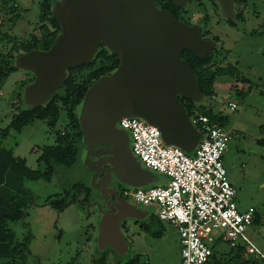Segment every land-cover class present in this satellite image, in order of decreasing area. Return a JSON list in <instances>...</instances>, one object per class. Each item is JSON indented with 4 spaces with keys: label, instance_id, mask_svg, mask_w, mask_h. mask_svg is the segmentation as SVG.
Listing matches in <instances>:
<instances>
[{
    "label": "water",
    "instance_id": "water-1",
    "mask_svg": "<svg viewBox=\"0 0 264 264\" xmlns=\"http://www.w3.org/2000/svg\"><path fill=\"white\" fill-rule=\"evenodd\" d=\"M52 14L61 32L51 47L33 49L14 60L17 70L34 74L24 87L26 105H45L67 79L69 69L92 62L103 44L120 62L95 80L77 105L86 147L106 145L102 148L109 153L106 170L129 187L154 183L157 172L133 153L128 131L119 127L122 118L141 117L158 127L166 145L194 154L204 136L179 96L199 102L204 94L181 54L189 48L205 57L217 42L205 39L197 26L177 19L171 11L158 8L156 0H55ZM82 159L95 171V179L99 170L86 151ZM148 215L146 208L122 201L118 213L103 215L99 221L100 247L126 252L130 245L122 221Z\"/></svg>",
    "mask_w": 264,
    "mask_h": 264
},
{
    "label": "rangeland",
    "instance_id": "rangeland-1",
    "mask_svg": "<svg viewBox=\"0 0 264 264\" xmlns=\"http://www.w3.org/2000/svg\"><path fill=\"white\" fill-rule=\"evenodd\" d=\"M40 2L0 0V59L9 53L12 46L10 36L14 41L15 36L29 40L31 34L37 32L35 28L39 20ZM19 14L20 18H17ZM219 35L223 34L220 32ZM233 35L221 36V39L226 47H230L234 59H225L226 53L220 43L213 53L227 72L218 76L215 96H204L196 105L213 108L228 120L223 126L230 135L229 146L223 157L224 165L236 190L238 210L243 212L253 207L260 216V221L254 218L246 234L264 254V96L258 91L264 89V83L249 90L248 84L244 85L236 79L238 69L234 66V60L238 51L244 54L240 75L252 79L258 74L248 64L253 61V53L257 49L250 45H237ZM260 48L264 50V44ZM262 64L257 72L263 71L264 75V59ZM231 65L235 67V76L229 73ZM30 76L27 71L16 70L0 79V145L12 150L16 157L25 160L31 168L45 170V164L38 161L39 157L44 148L56 143L59 132L69 129L70 119L66 110L60 111L54 125L49 124L48 120H36L21 131L11 129L6 137L1 135V131L9 126L18 113L16 102L19 84ZM231 102H236L237 108L232 109ZM22 107H25L24 103ZM83 170L79 159L71 167L57 165L51 181L45 178L25 181L30 191L27 213L21 221L12 222L11 227L19 240L29 233L33 234L26 264H98L103 256L104 264H180L178 228L161 221L155 215V206H144L130 197L133 203L146 208L149 215L144 219L127 221V226L131 228H125L123 233L130 248L120 253L111 246L100 247L95 216H91L77 200L66 205L63 210L55 209L47 201L55 195L59 198L63 195L73 197L74 187L83 185ZM84 184L89 186L87 181ZM162 233L164 235L161 237ZM214 249L221 253L217 255L219 258L226 260L231 247L228 243L217 242ZM251 256L258 264H264V257L260 253Z\"/></svg>",
    "mask_w": 264,
    "mask_h": 264
},
{
    "label": "trees",
    "instance_id": "trees-1",
    "mask_svg": "<svg viewBox=\"0 0 264 264\" xmlns=\"http://www.w3.org/2000/svg\"><path fill=\"white\" fill-rule=\"evenodd\" d=\"M54 2L55 0H41L39 20L35 28L37 32H33L29 40L18 39L15 36L16 40L14 41L9 35L12 46L6 57L0 59V79L17 70L14 65L16 56L33 49L47 50L54 43L57 35L61 32L60 23L52 14ZM15 6H17L16 3ZM164 6L168 8L169 4ZM17 18H20V14L17 15ZM181 56L188 61L197 76L204 96L207 98L215 96V83L218 76L227 73L225 66L219 64L216 55L211 53L205 57H200L187 48L182 51ZM119 62V56L110 52L102 44L92 62L69 69L67 79L56 94L43 106L26 105L23 98L24 87L34 80V74L28 72L31 76L20 82V91L16 102L18 113L12 118L9 126L1 131L2 137H6L11 129L21 131L36 120H48L49 124L54 125L58 121L62 109L66 110L70 123L69 129L59 132L56 143L44 148L41 153L38 161L45 164V170L31 168L25 160L16 157L12 150L0 145V264H26L27 255L31 251L30 244L33 234L29 233L19 240L11 227L12 222L21 221L27 213L30 191L25 186V181L40 178L51 181L57 165L71 167L80 159L83 133L76 112L77 105L89 86L101 75L115 70ZM234 66H229V73L235 76ZM179 99L186 106L190 117L199 113L208 116L211 122L218 125L225 126L227 124V118L223 117L220 112H215L213 108L203 105L197 106L193 100L181 96ZM22 103L25 104V107H22ZM197 127L200 128V126ZM58 198L59 196L55 195L47 201L55 209L63 210L68 202L63 198ZM255 214V220L260 221V216L256 210ZM218 254L221 253L215 252L214 249L206 264H258V261L247 253L244 245L231 247L226 260L219 258ZM104 263L105 256L101 258V263L98 264Z\"/></svg>",
    "mask_w": 264,
    "mask_h": 264
},
{
    "label": "built area",
    "instance_id": "built-area-1",
    "mask_svg": "<svg viewBox=\"0 0 264 264\" xmlns=\"http://www.w3.org/2000/svg\"><path fill=\"white\" fill-rule=\"evenodd\" d=\"M231 108H237L231 102ZM203 139L193 155L166 145L158 127L141 117H124L131 148L146 167L167 177L166 182L129 187L126 195L144 206H155L158 218L178 228L180 264H206L217 242L244 245L248 254H264L247 236L255 208L239 211L236 190L224 165L228 131L206 115L191 117Z\"/></svg>",
    "mask_w": 264,
    "mask_h": 264
},
{
    "label": "flooded vegetation",
    "instance_id": "flooded-vegetation-1",
    "mask_svg": "<svg viewBox=\"0 0 264 264\" xmlns=\"http://www.w3.org/2000/svg\"><path fill=\"white\" fill-rule=\"evenodd\" d=\"M156 3L158 8L171 11L177 19L184 23L197 26L205 39L217 42V46L219 43L222 44V49L226 53L224 55L225 59L232 60L234 58L231 56L230 47L225 46L221 36L233 33L237 45L253 46L257 51L253 53V61L248 64L258 74L252 79L240 75L244 54L238 51L234 60L235 67L238 69L236 72L238 78L236 79L244 85L248 84L250 86L249 90H254L259 84L264 83L263 71L262 73L257 72L259 68L261 69L260 66H263L264 59V50H260V47L264 44V0H186L185 2L183 0H176V2L171 0V3H169V0H156ZM166 4H169L168 8H165L164 5ZM220 32L223 35H219ZM217 46L209 54H213ZM258 91L264 96V89ZM104 147L106 145L87 148L83 143L80 152V161L84 166V173L81 174V184L83 185L74 187L75 195L73 197L61 195L68 204L77 200L89 214L91 213V216L94 215V224L97 229H99V221L103 215L118 213L124 200L132 202L125 193L129 186L122 183L109 169L106 170L110 168V164L106 162L109 153L102 151ZM84 151L90 157L89 162L99 170L95 179H93L95 171L89 169L82 159ZM85 180L89 186L84 184ZM121 227L123 230L131 228L127 226V221H122Z\"/></svg>",
    "mask_w": 264,
    "mask_h": 264
},
{
    "label": "crops",
    "instance_id": "crops-1",
    "mask_svg": "<svg viewBox=\"0 0 264 264\" xmlns=\"http://www.w3.org/2000/svg\"><path fill=\"white\" fill-rule=\"evenodd\" d=\"M160 175V176H159ZM157 174L156 175V181L154 183H163V182H166L167 180V177L164 175V174ZM157 176H159V178L157 179ZM157 215V214H155ZM164 234L162 233L161 237L163 236Z\"/></svg>",
    "mask_w": 264,
    "mask_h": 264
}]
</instances>
